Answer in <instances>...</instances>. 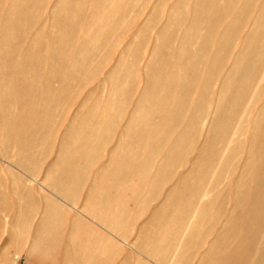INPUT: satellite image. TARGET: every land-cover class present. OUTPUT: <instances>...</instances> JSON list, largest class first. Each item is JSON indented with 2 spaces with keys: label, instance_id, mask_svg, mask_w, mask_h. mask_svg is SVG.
I'll use <instances>...</instances> for the list:
<instances>
[{
  "label": "rangeland",
  "instance_id": "374dc122",
  "mask_svg": "<svg viewBox=\"0 0 264 264\" xmlns=\"http://www.w3.org/2000/svg\"><path fill=\"white\" fill-rule=\"evenodd\" d=\"M58 1L40 0L35 13H32L35 16L34 25L27 32L25 44L34 33L46 31ZM196 1L118 0L115 13L101 27L106 38H100V46L94 54L93 62L85 67L86 74L72 84L71 93L64 100L63 106L53 114L47 143L43 146L45 155L29 166L34 174L32 178L43 187L42 189H38L35 183L25 177L26 173L16 166L15 160L0 155V264H143L133 244L139 234L127 231L129 208L136 207L139 215L145 208L155 207L157 201L164 202L162 198L166 195V201L172 204L175 223L185 220L188 224L184 235L188 233L192 238L202 239L214 234L219 237L218 250L203 254L201 264H264V222L255 232L239 234L233 202V184L238 179L245 159V146L250 141L257 111L264 105L263 37L260 38V45L258 44L262 56L257 63L255 79L249 74L246 80L249 88L246 96L232 94L228 98L239 106L234 124L223 140H207L212 121L215 117L217 120L221 118L217 98L225 87L232 66L237 60L246 58L245 43L253 25L257 23L262 28L264 26V0H214L213 8L208 10V18L210 22L213 21V30L204 23H198L195 29L187 34L195 21L193 8L197 4ZM200 1L207 4L209 0ZM176 6L179 7V17L170 35L161 41L162 29L167 24L169 13ZM229 28L231 30L227 44L223 49L215 48L216 40ZM185 35L188 37L186 48L190 55L198 54L200 59L203 57L201 49L205 47L209 52L217 51L219 57V63L207 71L206 85L202 93L203 102L199 103L201 92L193 87L187 98L188 108L186 106L177 111L172 122L170 138H177L186 133L190 141L184 149H176L178 157L172 161L167 174L161 175L155 183V171L167 147L165 141L159 142L152 155L155 162L150 163L143 177H121L120 179L126 181L122 189L110 191L107 188H99L96 181H91L92 177H101V171L98 169L112 160L114 150L119 148V139L140 97L144 71L154 48L161 44L168 56L164 66L167 72L170 65L176 61V49ZM22 36L20 28L15 32L14 41L17 42ZM134 47L136 49L132 75L127 83V93L119 114L111 113L117 117L111 131L106 130L104 126H69L75 118L86 112H91L95 119L97 118L110 95L108 76L118 71L119 66L126 62L127 53ZM182 64L190 67L197 75H203L210 68L193 61ZM166 80L172 81L170 78ZM52 88L55 90L57 85L53 84ZM10 113L13 116L16 114L15 111ZM228 114L233 112L229 110ZM92 131L97 140L86 143ZM102 137H105V141ZM237 141L241 142L242 147L235 161L229 166L226 164L227 158ZM3 145H0V150L6 149ZM84 152L87 156L93 155V159L88 165L83 159L79 162V167H74L72 158ZM206 152L214 154V157L209 156L212 160L206 168L207 177L192 201L190 192L185 190L182 203H177L184 192L180 191L182 183L190 181L191 175L200 170V167L196 166L201 155ZM61 155L66 156L62 159L63 162L59 160ZM67 164L69 165L66 166ZM55 165L59 167L60 173H72L80 178L79 169H86L82 184L68 194L72 199L73 210L58 204L54 211L42 201L44 198L55 201L45 182V179L57 176ZM12 175L21 178L24 184L16 186V183L9 181L8 178ZM140 181L146 185H154L152 188L140 189L137 188ZM217 183L219 184L216 185ZM14 188L24 191L27 200L15 204L10 197ZM240 190L244 193L243 188ZM166 191L169 193H164ZM47 213H54L56 219L45 223ZM129 236H132V241L128 240Z\"/></svg>",
  "mask_w": 264,
  "mask_h": 264
},
{
  "label": "bare ground",
  "instance_id": "6f19581e",
  "mask_svg": "<svg viewBox=\"0 0 264 264\" xmlns=\"http://www.w3.org/2000/svg\"><path fill=\"white\" fill-rule=\"evenodd\" d=\"M39 2L40 0H0V145L4 144L3 146L6 147L5 150H0V155L15 160L16 166L26 173L25 177L31 183H35L38 189H42L43 187L32 178L34 174L31 173L29 166L45 155L46 151L43 146L47 143V133L53 114L63 106L64 100L71 93L72 84L86 74L85 67L93 62L94 54L100 46L98 45L100 38L103 36L106 38L101 27L115 13L119 2L118 0H59L46 31L34 33L30 41L25 44L27 32L34 25L35 16L32 13H35ZM213 2L214 0H209L206 4L200 0L196 1L197 4L193 8L195 21L187 34L194 30L198 23H204L209 29L212 28L213 21L210 22L208 18V10L213 8ZM178 9L179 7L176 6L169 13L167 24L161 32V41L170 35L179 17ZM20 28H22L23 36L15 42V32ZM259 28L261 31L258 32ZM230 30V28L227 29L216 40L215 48H224L229 40ZM262 37L264 40V26L262 28L256 23L245 43L246 58L239 59L233 64L225 87L217 98V108L222 115L219 120L215 117L212 121L207 135L209 142L216 139L223 140L226 132H229L234 124L239 106L228 98L232 94L246 96L249 90L246 80L249 74L255 79L257 63L262 56L259 48V41ZM187 41L188 37L185 35L176 49V61L170 65L167 72L164 66H166L168 56L164 53L161 44L154 48L144 71L140 97L123 129L118 143L119 148L114 150L113 159L109 155L112 160L98 169L101 171V177H92L91 181H96L99 188L122 189L126 181L120 179L121 177H143L150 163L155 162V159L152 160V155L157 150L159 142L165 141L167 147L163 158L158 162L154 177L155 183L161 175L167 174L172 161L174 162V159L178 157L176 149H184L190 141L186 133L177 138H170L172 122L177 111L183 110L186 106L188 108L187 98L193 87L201 92H199L201 94L199 103L203 102L202 93L206 85L207 71L219 63V57L217 51L209 52L205 50V47L201 49L203 57L200 59L198 54L190 55L186 48ZM135 49L136 47L127 53V60L119 66L118 71L108 76L110 95L97 118L95 119L91 112H86L75 118L76 120H73L69 126H104L106 130L111 131L117 118L111 113L119 114L120 112L127 93V83L132 75ZM192 61L208 65L210 68L203 75H197L190 67L182 64V62ZM167 78L172 81H167ZM53 84L57 85L55 90L52 88ZM262 86L264 87V84ZM229 110L233 114L229 115ZM11 111H15L16 114L13 116ZM263 132L264 105L257 111L249 137L250 141L245 146V159L238 179L233 184L235 193L233 202L239 234L246 235L249 232H255L264 222ZM95 135L92 131L89 137H86V143L96 139ZM101 139L105 141V137ZM241 147V142H235L229 157L227 156L228 163L226 164L231 166ZM64 156L61 155L59 160L62 161ZM209 156L214 157V154L206 152L201 155L196 166H199L200 170L191 175L190 181L182 183L180 191L184 192L181 193L183 196L180 195L177 203H182L185 190L190 192L191 201L195 198L200 185L207 177L208 169L206 168L212 160ZM92 157L89 154L85 155V152L76 155L72 158L74 167H79L78 164L83 159V162L88 165ZM58 169L59 167L55 168L57 176L45 179L47 189L49 188L55 201L46 198L42 201L54 211L58 204H63L73 210L72 199L68 194L82 184L86 169H79L81 178L72 173H60ZM8 179L16 183V186L24 184L21 178L14 175ZM153 185V183L146 185L140 181L137 188H152ZM241 188L244 193H241ZM10 197L13 198L15 204L27 200L25 192L18 191L16 188L10 193ZM53 215L54 213H47L44 222L50 223L56 219ZM262 252L264 254L263 250Z\"/></svg>",
  "mask_w": 264,
  "mask_h": 264
},
{
  "label": "crops",
  "instance_id": "0c3cea01",
  "mask_svg": "<svg viewBox=\"0 0 264 264\" xmlns=\"http://www.w3.org/2000/svg\"><path fill=\"white\" fill-rule=\"evenodd\" d=\"M166 196L162 198L164 202L157 201L155 207H147L139 215L136 207L129 208L127 231L139 234L133 242L135 249L143 264H201L203 254L218 250L219 237L214 234L202 239L192 238L188 233L184 235L188 224L185 220L175 223L172 204L166 201ZM131 238L129 236L128 240L132 241Z\"/></svg>",
  "mask_w": 264,
  "mask_h": 264
}]
</instances>
